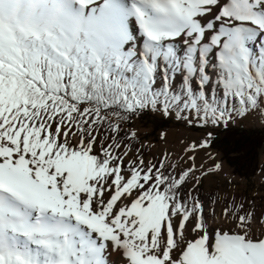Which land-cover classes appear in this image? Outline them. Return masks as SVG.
Listing matches in <instances>:
<instances>
[{"label": "snow or ice", "instance_id": "6c2138e0", "mask_svg": "<svg viewBox=\"0 0 264 264\" xmlns=\"http://www.w3.org/2000/svg\"><path fill=\"white\" fill-rule=\"evenodd\" d=\"M147 114L264 120V0H0V264H264L254 201L207 222L213 133L150 160Z\"/></svg>", "mask_w": 264, "mask_h": 264}, {"label": "rangeland", "instance_id": "374dc122", "mask_svg": "<svg viewBox=\"0 0 264 264\" xmlns=\"http://www.w3.org/2000/svg\"><path fill=\"white\" fill-rule=\"evenodd\" d=\"M148 115L153 119L152 123L139 119L134 122L135 130L142 136L146 145L147 159L148 154L154 158H162V154L182 156V145L187 137H203L209 131L213 133L214 143L208 151L222 164V170L216 176L206 179L199 188L200 198L209 205L205 215L210 227L215 229L220 226L223 211L230 206L233 198L236 202L254 201L258 211L264 209V175H261V170L264 169V120L253 117L236 119L226 128L210 130L200 127L188 128L173 119ZM244 130L256 131L257 139L240 144ZM163 133H167V140L162 138ZM252 138L253 135L249 137ZM205 158L202 153L196 161L197 165ZM217 217L220 222L214 225Z\"/></svg>", "mask_w": 264, "mask_h": 264}, {"label": "trees", "instance_id": "16d2710c", "mask_svg": "<svg viewBox=\"0 0 264 264\" xmlns=\"http://www.w3.org/2000/svg\"><path fill=\"white\" fill-rule=\"evenodd\" d=\"M139 120H142V121H147L149 123H152L153 122V119L147 114V115H144L142 118H140ZM242 136H241V142L240 144L242 143H245V142H248V141H251V140H254V139H257L258 137V133L256 131H253V130H244L242 133ZM254 136V138L252 139H249L250 136ZM144 151L147 152V148L145 147ZM229 153H233V152H229ZM149 159L152 160L154 159V157L152 155H149ZM145 157H146V154H145Z\"/></svg>", "mask_w": 264, "mask_h": 264}, {"label": "bare ground", "instance_id": "6f19581e", "mask_svg": "<svg viewBox=\"0 0 264 264\" xmlns=\"http://www.w3.org/2000/svg\"><path fill=\"white\" fill-rule=\"evenodd\" d=\"M219 219H220V218H218V217H217V219H215L216 221L214 222V225H215L216 223H219V222H220ZM112 259H114V260L116 261V264H120V260H119V258L116 256L115 253H113Z\"/></svg>", "mask_w": 264, "mask_h": 264}]
</instances>
